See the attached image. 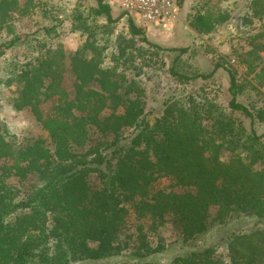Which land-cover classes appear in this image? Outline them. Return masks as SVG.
<instances>
[{
    "label": "trees",
    "instance_id": "trees-1",
    "mask_svg": "<svg viewBox=\"0 0 264 264\" xmlns=\"http://www.w3.org/2000/svg\"><path fill=\"white\" fill-rule=\"evenodd\" d=\"M5 1L0 0V12ZM92 1L94 7L87 19L102 17L106 24L89 27L83 45L74 52L66 53L60 45L47 48L38 63L41 77L49 81L66 70V58L75 63L78 90L74 95L69 96L57 85L58 98L53 100L51 87H42L44 101L55 103L45 120L56 129L50 142L28 139L23 145H13V137L0 125V264H70L117 257L123 252L138 261L120 264H159L147 259L165 250L167 224L183 244H189L207 232L211 226L208 204L224 192L230 194L227 205L233 215L264 218V167L254 168L245 160L248 156L243 143L236 152L240 148L238 138L228 162L220 159L226 141L212 130L204 94L199 100L186 95L167 103L155 126L141 128L136 147L112 146L126 129L136 130L142 109L140 99L133 94L139 92V86L126 77L125 65L116 62L131 55L130 41L117 36L114 44L108 45L99 37L107 29L111 32L109 26L119 22L121 15L115 11L113 16L114 9L106 0ZM33 2L24 0L23 10H31ZM255 19L260 23L264 19V0L248 2L242 23L251 28ZM189 21L201 34L210 33L214 27L213 14L205 6L194 8ZM125 27L131 37L140 38L139 52H147L144 47L163 53L176 51L151 44L132 20ZM262 37L264 25L260 24L246 59L252 70L253 64L262 60ZM25 39L27 36H16L1 42L0 56ZM108 46L114 48L115 55L112 65L103 66ZM82 62H92L93 66L86 70ZM218 68L192 77L177 75L174 69L171 73L185 80H207ZM227 72V109L250 121L264 165V134L256 135L253 128L256 120L264 122V112L254 114L236 100L239 82L230 69ZM17 92L13 100L16 108L32 105L26 88ZM202 146L208 155L198 153L194 162L188 161ZM77 168L94 172L97 182L69 181L68 176ZM35 173L37 182L29 186L26 197L20 198L18 187L11 182ZM160 177L169 180V191L158 189ZM177 187L179 191L173 189ZM225 244V254L207 247L177 256L172 264H264V226L230 234Z\"/></svg>",
    "mask_w": 264,
    "mask_h": 264
},
{
    "label": "rangeland",
    "instance_id": "rangeland-1",
    "mask_svg": "<svg viewBox=\"0 0 264 264\" xmlns=\"http://www.w3.org/2000/svg\"><path fill=\"white\" fill-rule=\"evenodd\" d=\"M248 2L249 0H183L172 33L142 29L143 36L151 44L176 51L163 53L146 47L144 48L147 52L137 51L136 48L141 46L142 42L140 38L131 37L127 33L125 23L122 21L109 26L112 28V33L107 29L99 35L100 38L107 40L108 45L114 44L117 36H123L133 46L130 56L117 58L116 62L118 65H125L126 77L139 86V92L133 95L140 99L142 109L135 123L136 130L126 129L119 139L112 141V146L136 147L141 141V128L155 126L167 103L186 95H192L199 100L204 94L212 130L217 138L226 141L220 159L228 162L238 138L240 148L236 152H240L243 143L248 156L245 160H249L254 168L264 167L262 150L257 147L253 139L250 121L227 109L230 100L227 70L230 69L239 82L236 100L247 106L254 114L259 110L264 112V73L260 71V69L264 70V52L261 53L262 60L253 64L254 70L250 69L246 62L249 50L252 48L250 41L260 24L264 25V19L261 23L255 19L251 28L243 25L242 18L247 13ZM23 4L24 0H7L4 10L0 12V43L8 42L16 36H27L24 43L18 42L0 56V125L13 137L10 139L13 145H23L28 139L50 142L56 129L49 127L45 120L55 103L50 100L44 101L42 88L44 85L51 87L50 95L53 100L58 98L55 88L57 85L64 88L69 96L74 95L78 90L74 75L75 63L68 58H66V70L55 74L53 79H50L51 82L41 77L38 63L45 50L60 45L66 53L74 52L83 45L89 27L94 29L96 26L106 24L105 18L102 17L96 20L87 19L89 11L94 7L92 0H34V7L29 11L23 10ZM202 6L210 9L213 14L214 27L208 34L196 32L189 24L194 8L201 9ZM115 14L114 10L113 16ZM78 17H81L82 21ZM44 29L47 31L44 32ZM259 41L264 42V37ZM181 49H185V52L181 53ZM113 51L114 48L110 46L105 52L106 59L103 66L112 65L115 55ZM82 63L86 70L93 66L92 62ZM216 66H219L218 70L207 80H185L171 73L174 69L177 75L188 77L207 75ZM23 87L31 95L32 105L19 109L16 108L13 100L18 96L17 89ZM253 128L256 135L264 134V122L256 120ZM229 136L233 137V140ZM198 153L207 156L208 150L202 146L187 160L194 162ZM242 155L244 156L243 153ZM95 179V173L89 172L88 168H77L68 176L71 182L85 180L97 182ZM37 180L38 175L35 173L28 175L22 181L11 183L18 187L20 198H24L29 193V186ZM157 183L158 189L162 191H169L171 188L169 180L165 177H160ZM173 189L178 190V187ZM228 200L230 194L224 192L218 200L209 202L211 226L207 232L197 236L189 244H183L171 224H167L163 234L165 250L151 255L147 261L172 264L177 256H184L191 251L207 247L215 248L217 254H225V240L230 234L264 226V218L260 219L250 214L237 216L230 213ZM131 261L138 259L130 256L128 252H123L117 257L86 259L73 261L70 264H120Z\"/></svg>",
    "mask_w": 264,
    "mask_h": 264
},
{
    "label": "built area",
    "instance_id": "built-area-1",
    "mask_svg": "<svg viewBox=\"0 0 264 264\" xmlns=\"http://www.w3.org/2000/svg\"><path fill=\"white\" fill-rule=\"evenodd\" d=\"M121 15L119 21L132 22L146 31L172 33L182 0H106Z\"/></svg>",
    "mask_w": 264,
    "mask_h": 264
}]
</instances>
